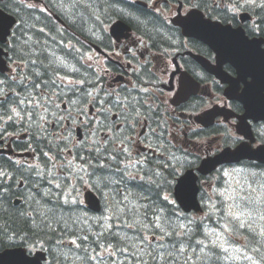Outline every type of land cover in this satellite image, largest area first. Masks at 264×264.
Listing matches in <instances>:
<instances>
[{"label":"flooded vegetation","instance_id":"1","mask_svg":"<svg viewBox=\"0 0 264 264\" xmlns=\"http://www.w3.org/2000/svg\"><path fill=\"white\" fill-rule=\"evenodd\" d=\"M150 1L154 0H114V5H116L117 8L114 11L109 10L111 15H115L114 19L126 20L133 29L132 37H124L120 40H114L108 35L109 33L105 25L107 11L100 12L101 16L104 18L101 19L102 24L100 26L99 43L103 50L113 54L112 58H110L116 61V63H114V61L111 62L112 66L109 65L106 67L105 73L107 76L116 74L118 78L122 79L120 82L113 81L109 85L111 87H116L118 90L131 85L132 97H137L138 99L142 97L146 99L148 103L152 104V111L148 113V119H152L155 116L156 119L160 120L168 116L169 103H172V100L180 88H182V86L186 87V89L192 87V82L187 78V74H189L195 81L200 83L199 91L191 95L187 101L179 103V105L171 104L172 112H170V114L173 113L179 118L184 117L186 119H192L194 115L213 106H218L219 108L217 111L220 115L215 119L216 129L212 136L217 139L223 138L225 130L227 129L236 136H242L243 142L248 141L252 143L253 147L264 144V119H246L247 123L251 125L254 139L239 134L237 131V124L246 113L244 104L238 99L227 97L225 91L228 84L219 81L201 62L190 55L192 53L198 54L210 61L212 65H217V53L203 41L194 37L185 36L182 31L181 33H178L179 31L177 30L175 32L170 31V36L166 35L164 32H161V35L154 34L150 30L153 22L149 14L152 13H141V10H138L139 8L148 10L146 3ZM160 1L166 3V5L174 6L181 16L187 15L189 10L198 8L205 13L206 17L220 20L225 24H232L234 27L243 26L250 38L258 37L261 40L260 49L264 50V10L258 7H244L242 6L243 0ZM41 3L40 6L48 10L51 9L45 3ZM194 5H198V7H194ZM137 12H140V14ZM246 14L249 15L248 18ZM243 18L247 19L244 21ZM141 22L144 23L142 24ZM143 27L147 29L145 36L142 34ZM133 54H135V58ZM254 63L264 64L263 51L259 52ZM223 69L227 71L233 79H237L238 71L231 63H224ZM140 71H142V73L137 75L136 79L141 82L142 87L146 86V88L150 90V93H152L150 96H144V94L139 91L140 87L134 84V75ZM85 76H88V73ZM251 81V75L241 78L238 83L239 90H242L246 83ZM7 92V85L5 83L0 84V171H4L9 175L11 171L18 168L22 177H25L26 169L24 164L29 165L35 163L38 161V158L37 160L36 157L34 159H28L26 157H20L19 155L29 152H33V154L36 155L40 154V156L43 154L37 151L39 148L35 147L34 141L23 131L25 125L24 119H18L13 122L11 127L12 130L16 128V131L11 132L9 130L10 116L8 105L10 99L7 97ZM57 96V98H51L53 102L52 106L48 111L46 110L48 112V117L46 121H43L39 126L40 131L38 132L37 138L40 140L41 137L43 139L51 138L55 142L59 141V149L64 147L62 141H65L67 143L66 156L50 151V153H54L55 160L53 164H55V168H53V164L47 165L46 168L43 169V172H40L43 173V175L35 176V186L40 185L41 188L50 187L56 192H60L62 202H64L63 197L67 196L69 203L66 204V209L70 214H98L90 210L87 206L86 193L89 189H92L98 195L102 203V209H105V200L103 198L104 184L119 185L120 188L118 190L120 192H126V187L121 186L130 184L132 189L135 188V182L123 177L106 179L107 169L104 161L107 159L108 154L112 155V150L107 149L106 151L105 147L100 146L101 153L99 155L91 150L93 148V142H91L89 138L95 139L100 133L106 135L104 119H97L96 117L97 114H101L100 109L102 107L105 108V105L96 103V101L102 98L94 100V98H88L87 95H84V98L80 99H59L61 96ZM262 96L264 97V92ZM103 100L104 103L107 101L106 99ZM18 101L19 100H15L13 103L19 104ZM73 101H75V103H73ZM56 105H59V108H57ZM96 106L99 107V109H96ZM154 106H156V108H154ZM86 107L89 115L92 117L94 116V118H88ZM14 109L19 111L22 116L24 115V108L20 107L17 109V107H15ZM140 111H145V109ZM117 115H119V113L116 111L112 116V120L116 121V127L119 128L124 120L123 117L119 115L122 121L121 123L119 121L117 122ZM102 116L104 117V115ZM13 117H15L14 113ZM61 117H63L62 121L60 119ZM97 121H102L103 125L97 123ZM78 129H80L83 134L86 133L88 135V139L83 145H78V143L74 141V137L78 134ZM41 132H43L42 136ZM130 135L133 136V133ZM133 139L135 142L138 138L135 136ZM179 139L180 137L176 136V141H179ZM141 141L142 140H140V142ZM228 143L231 146L240 144H233L230 141H228ZM6 147L14 149V153L11 154L13 157L11 158L18 162L13 161L10 155L5 153ZM129 150L133 152L129 157L133 165H139L136 164V161H142L144 165L149 157L158 158L155 152L151 154L145 152V155H141L138 148H129ZM48 152L49 151H46L45 153ZM175 155L176 153L173 152V156L178 159ZM81 157H83V159ZM145 157L147 159L142 160V158ZM101 164L105 166L103 169L99 167ZM241 166L245 169L248 178L264 176V163L245 160L241 163ZM81 167L85 169L84 172L80 171ZM56 177H58V179H56ZM0 180H3L0 191H2V188L17 186V181L15 180L4 179L3 177H0ZM98 181L100 182L99 188L97 187ZM22 183L19 190L21 191L20 195L29 190V187H26V185L30 184L31 181L25 180L24 178ZM58 183L64 185L61 186L62 192L61 189L55 187V184ZM100 189H102V191ZM134 191L136 192V190ZM17 197H19L18 194L13 198V203L14 199ZM20 198L23 199V196ZM73 199L77 201L76 204L71 203ZM39 202H43V200L40 199ZM113 202L110 200L111 204L107 207L108 214L114 212L112 207Z\"/></svg>","mask_w":264,"mask_h":264},{"label":"trees","instance_id":"2","mask_svg":"<svg viewBox=\"0 0 264 264\" xmlns=\"http://www.w3.org/2000/svg\"><path fill=\"white\" fill-rule=\"evenodd\" d=\"M114 0H57L56 2L59 5H63L65 11L69 14V16L73 20V24L78 31L83 32H99L100 27L99 23L94 17V14H98L100 12L110 13V11H114L117 6L114 5ZM0 5L6 10L15 13L21 21L20 25H24L26 28L20 30L17 28V33H32L30 36L38 35L45 36L43 33L39 32L38 26L40 24L45 23L46 19L50 20L48 17L36 12L35 10L29 11L27 10L25 4L17 1V0H0ZM69 7L70 11L66 10V7ZM110 10V11H109ZM141 13H147L148 10L138 9ZM24 11V12H23ZM138 13V12H137ZM140 14V13H138ZM26 17V18H25ZM154 20L153 24L150 27V30L156 34L161 35V27L162 22L153 15ZM51 21V20H50ZM143 21V19H142ZM142 24L144 22H141ZM46 25V24H44ZM47 27V25H46ZM264 27V26H263ZM148 28V27H147ZM50 34H61V30L58 27L51 26L48 27ZM29 36V35H28ZM43 38L29 39L25 40L14 39L13 43L18 44L19 48L17 51H20L21 54H15V57H21L27 61L31 62V65L23 72V78L18 81H10L11 84H14L15 89L17 91H21L26 94V100L29 96L32 95L34 91L39 92L40 89H46L49 91L52 89L55 84V77L53 76V72L58 70L59 64L54 61V56L56 54H52L53 51H57V45H49L46 46L41 40ZM59 51H63L66 54V57L71 60H67L71 65L73 64L72 59L75 60L78 56L71 54V51L68 52L66 48H58ZM59 59H62L61 55H57ZM78 62V66L83 68L80 64V59L75 60ZM47 82V84H45ZM56 83V81H55ZM35 85H40L39 88H35ZM23 87H25L23 89ZM31 94V95H30ZM75 97V96H74ZM12 106L13 104L9 103V116L12 115ZM27 110L29 113H32V117L37 119V123L39 124V119L36 113H45L44 111L36 108L34 106L28 107ZM28 118L25 117V120ZM14 120L11 121L13 123ZM25 128L27 127V122L24 123ZM29 127L28 129H30ZM31 134L30 137L35 143V147H38L41 154H43L42 162L45 165H48V161L44 160V153L46 151L54 152L53 147H55V141L51 138L41 140L37 138L38 132L34 129H30ZM32 171H26V176L20 177L19 173L12 172L11 179L15 180L20 178H25V180H30L31 183L27 184L26 187H29L28 191L23 192L21 195V191L17 190L14 187L8 188V191L0 196V236L4 233H14L17 234L16 239L13 241L4 240L2 244H0V250L16 245H24V246H40V243H43L44 246L52 248L50 245L51 242H54L56 238L67 234L68 232L74 233V229H80L83 225H80V220L78 219L79 214H70L66 209V204L61 200L60 192H56L54 189L47 187L44 188L39 185L35 186L34 179L36 175V171L34 168H31ZM22 176V175H21ZM105 178H113L109 175H106ZM47 185V184H44ZM112 189V188H110ZM162 188L153 187L151 192L148 191L149 196L152 198L151 201V210L156 213L157 209H163V206L169 208L171 212L172 204L166 202L161 197ZM1 190V188H0ZM115 195H118L117 192L113 190ZM139 199L142 201L143 197H147L143 191H137ZM18 194L20 197L23 196L24 201L19 206H15L13 204V198ZM42 199L43 202H39ZM148 202V201H147ZM143 209H145V202L141 204ZM51 209V212L47 210ZM43 212L47 215L48 219H43L40 213ZM31 214V215H28ZM207 214H213L210 210H208ZM139 216V215H138ZM61 217L63 219L61 220ZM144 217V214H142ZM173 221V220H172ZM65 223L67 227H65ZM77 226V227H76ZM199 226V225H198ZM198 229L202 231V227L199 226ZM96 231L86 230V234L90 237V240L86 242L91 244L95 241L97 236L95 235ZM111 233V232H109ZM121 238V237H120ZM122 239V238H121ZM185 244L187 246L188 238L185 237ZM192 248H194L193 244H195L196 239L192 237L191 239ZM81 248L84 247V243L80 240ZM85 262H89L88 258L83 259ZM175 264H183V262H179L176 260Z\"/></svg>","mask_w":264,"mask_h":264},{"label":"snow or ice","instance_id":"3","mask_svg":"<svg viewBox=\"0 0 264 264\" xmlns=\"http://www.w3.org/2000/svg\"><path fill=\"white\" fill-rule=\"evenodd\" d=\"M244 7H258L261 10H264V0H243V5ZM194 7H198V5H194ZM123 11V10H121ZM195 19L189 18L186 23H196ZM127 50V49H126ZM134 58H135V54ZM147 63V62H146ZM76 71V70H74ZM61 83L57 85V87H68L72 89L73 91H78V86L85 84L84 80H78V81H73L70 79H66L61 77L60 78ZM99 82V77L97 76V83ZM3 81H0V84H2ZM55 84V81H53ZM47 84V82H45ZM35 88H39L40 85H35ZM136 87V86H134ZM99 90H97L98 92ZM139 91L144 94V96H150L152 93H150V90L148 88H140ZM88 97H92L93 93L92 92H87L85 93ZM31 95V94H30ZM108 96H112L113 93H106ZM40 97L43 100H46L49 105H52V99L50 96H48L45 93H40ZM91 102V101H90ZM18 103L20 105H23L25 103L24 100H19ZM28 103H32L31 100L28 101ZM75 103V101H73ZM96 103H99L101 105L104 104V100H98ZM41 102L40 100L35 101V107L39 108L41 107ZM114 107H117L120 109L121 112L124 113L123 115V120L124 123L127 125V127L132 131L135 132V128L137 124H141V127L145 128V137L147 138L149 136L148 129L151 128V126L147 123H142L143 120H147L148 118V113L152 111V104L148 103L146 99L137 98V97H131L129 100L127 97L124 98H117L113 104ZM57 108H59V105H56ZM140 108H144L145 111L142 113L140 111ZM11 111L14 113L15 117L17 119H24L27 117L29 120L32 119V113H29L27 110L24 111V115L22 116L19 111L16 109H11ZM101 115H104L106 113L110 112L109 108H104L102 107L100 109ZM37 117L41 121H46V117L42 113H36ZM10 120L13 119L12 116L9 117ZM61 121L63 120V117L60 118ZM121 117L117 115V120H120ZM97 123L103 125L102 121H97ZM157 124H159V121H157ZM121 131H123V125H121ZM98 131V130H97ZM151 133L155 134V129H151ZM162 135V134H161ZM225 141H230L231 143H243V137L242 136H236L235 134L231 133L229 130H225L224 137ZM67 139V138H64ZM108 141H110L112 144H116L117 141H119L120 147L118 148H113L112 151H116L118 154H124L128 157L131 156V152L128 147H125L124 145H131L134 143L133 139L131 136H118V135H111L108 136L107 141L104 144L105 150L107 151V148L109 147ZM83 143V141L81 142ZM245 147H248L247 144L244 145ZM157 147H163L162 145H157ZM92 151H95L98 155L101 153V147L100 143L98 141L93 142V148L91 149ZM165 153L167 152V149H164ZM45 155H47L45 153ZM188 155H192L189 153ZM83 159V157H81ZM109 160H116V156L108 155ZM147 158H142V160H146ZM199 159V156H196L195 159H187L185 158L184 160H180L175 158L174 156L169 158V156L165 155L162 159V161L157 165V167L154 168H149L147 169V177L145 176H140L136 177L131 174H129L130 179H137L139 178L140 180L146 181V184L144 185L146 190L151 192L152 188H162L164 186H170V181L168 180V176H171L173 179H175L178 175H180L178 168L179 167H184L185 164L188 165L189 167L192 165H195L196 160ZM175 160V163L173 161ZM131 163V162H130ZM136 164H139L143 167L142 161H136ZM63 166V165H61ZM71 166V165H69ZM132 167H135V165H131ZM29 167H38V166H33L29 165ZM101 169H103L105 166L103 164L99 165ZM129 165H125V169H127ZM53 168H55V164H53ZM160 169H164V171H161ZM81 172H84L85 169L83 167L80 168ZM224 176H228L229 173L226 171L221 170ZM165 172L167 175H165ZM37 175H43V173H37ZM255 175V174H252ZM0 177H3L4 179H10V176L8 173L4 171H0ZM58 179V177H56ZM188 180V176H184L180 180V186L181 188L183 185L186 183ZM162 182V183H161ZM54 183V180H53ZM3 185V180H0V187ZM100 182H97V187L99 188ZM107 184H104V187H107ZM55 187L57 189H61L60 184H55ZM260 189L261 191L253 196V193H256V189L252 188L251 183L246 181V187L245 185H240V190L238 191L236 188L229 187L225 189L224 191L220 192V196L223 197V200L221 201L222 206L225 208V216L224 219L227 221L223 228L225 232H230L232 231L231 228H229V224L232 222H235L233 227H244L245 224L247 223L245 217L247 216L248 219L251 218L252 211H253V206L255 205H261L264 204V183L260 184ZM102 191V189H100ZM8 191V188H2V191H0V196H2L4 193ZM180 189H178V194H179ZM62 192V189H61ZM64 203L67 204L69 203V199L67 196L63 197ZM165 200H167V197H164ZM71 203L76 204L77 201L73 199ZM123 205V207H122ZM173 205V210L170 212L171 217H175L177 214L174 211V206H175V201H172ZM112 207L114 209V215L116 214H127V212H131V209H128V197H124L123 200L121 201H114L112 203ZM146 207V205H144ZM213 211H216L215 206L213 205ZM48 212H51V209L47 210ZM31 215V214H28ZM40 215L42 216L43 219H48L47 215L45 213L41 212ZM132 215L135 219V217L138 215V212H132ZM169 215H166L164 213L163 209H157L156 214L152 217V222L148 224H144L141 221H135L134 224L127 225L128 227H138L141 229L142 234L139 238V244L143 246V250L140 253V256L137 257L136 253H132L133 259L142 261V264H148V261L144 259L145 256H148L151 258V260L154 262V264H175L176 260L179 259L178 256H176V253L179 252L181 255L188 249H191L193 253H195V248H192L191 245V239L192 235L195 233V229L191 226L192 221H189L187 225L184 224H177L174 223L170 219ZM118 218V216H117ZM260 218L264 220V211H261L260 213ZM63 217H61V220ZM102 219L106 220H112L113 217H104ZM249 228H251V225H247ZM65 227H67V224L65 223ZM152 231L153 235H155V232H159L160 235L156 237L157 240L164 241L166 238L172 239L173 243L169 246L166 243H156L154 245L153 239L149 237L146 234L148 231ZM214 233H209V235H212ZM261 235H264V230H262ZM17 234L14 233H4L2 236H0V244L4 242L5 239L8 241H13L16 239ZM104 236V233L101 232L99 236H97V245L100 248H105V245L103 243H100V238ZM188 238V243L187 246L185 245V240L184 238ZM83 241H87L88 237L84 236L81 238ZM71 243L73 245H76L77 248H80L81 245L76 243V240H72ZM177 243L180 244L179 249H177L176 245ZM209 244L213 246L220 247L224 252H227L228 249L224 248L223 245H217L216 241H209ZM196 245L200 247L201 251H204V248L208 247V245L205 244L204 240H199L196 241ZM135 247V245H134ZM169 247L172 249L169 251ZM148 249H151V251H148ZM164 249L165 251L162 253L159 250ZM87 251V249H85ZM92 251H95V249H92ZM106 251L110 253L111 256L115 255V252L111 250V245H109L106 248ZM121 251H128L127 248L122 249ZM104 253H98L97 255H92L89 256L88 259L91 261H96L98 257L102 258ZM246 260H252V257L249 256H244L243 257ZM196 259L200 261V264H211L213 260H218L220 257L216 255L214 252L209 251L208 254L202 256L197 255ZM192 260V257H186L184 259L183 264H189V262ZM123 264V262H121ZM252 264H264V253L261 254L260 260H252Z\"/></svg>","mask_w":264,"mask_h":264},{"label":"water","instance_id":"4","mask_svg":"<svg viewBox=\"0 0 264 264\" xmlns=\"http://www.w3.org/2000/svg\"><path fill=\"white\" fill-rule=\"evenodd\" d=\"M14 23H15V18L4 13L0 9V39L1 40L5 41L7 35L10 34L11 27L14 25ZM194 34H197V32H194ZM225 35L227 34L225 33ZM203 38L206 41L211 42L209 35L206 38L203 36ZM227 38L232 40L231 43H229ZM227 38L224 39L223 43L233 44V46L230 47V49H224L223 53L227 54L230 59L243 60L245 56L244 53L245 45L243 41L241 39L234 40L233 38H231L230 35ZM3 53H4L3 49L0 48V70L4 72L8 69V67L5 59L3 58ZM247 157L264 161V150H249L246 149L245 147H240L236 149L234 152L227 150L223 154L219 155L217 158L205 160L202 166L200 167V170L203 173H208L212 171L214 168H216V166L219 163L239 161L242 158H247ZM184 176H188V180L181 188L180 180ZM184 176L179 180V183L176 187L177 198L179 199L182 206L187 211L191 209L199 210L200 205L197 199V195L199 191V188L197 186V176L192 170L188 171ZM178 189H180L179 194H178ZM88 202L91 208L95 210L100 209L98 199L93 193H90L88 195ZM44 259H45L44 253L38 252L36 253L35 256H30L27 254V250L21 247L9 248L4 250L3 252H0V264H44L42 262V260Z\"/></svg>","mask_w":264,"mask_h":264},{"label":"rangeland","instance_id":"5","mask_svg":"<svg viewBox=\"0 0 264 264\" xmlns=\"http://www.w3.org/2000/svg\"><path fill=\"white\" fill-rule=\"evenodd\" d=\"M67 11H70L69 7L65 6ZM54 56V61H56L57 63L61 62V59H59L57 57V55H53ZM91 57L96 61H100L97 59L96 55H91ZM14 68V66H13ZM239 169L238 168H234V169H228V173H229V177L231 174L238 172ZM242 179H239L237 181H233L232 185L233 188H236L238 191L240 190V185H245L243 182H241ZM215 180H210L204 183V187H205V195L206 197L209 198V193H212V196L214 195L213 191L211 190L214 186H215ZM237 186V187H236ZM246 187V186H245ZM256 189H260V186H256L253 187ZM261 191V189H260ZM146 210L143 208H137L135 212H138V217L137 220L141 221L144 219V217H142L143 213H139L140 211H144ZM261 211H264V204L261 205H255L253 207V211H252V215L251 218L249 219V222L252 223L255 227H259L260 232H262V230H264V220H262L260 218V213ZM258 212V214L256 213ZM121 215L122 214H103V215H96V214H87V216L84 214L83 216H81L80 214L77 216L78 219L80 220L79 223H81L80 225H85L89 228V231L92 230L93 226L95 223L99 224L101 227V232L105 233L107 232V229L109 228H113L114 233H117V235L122 236V237H127L129 239H131L133 242H135L134 245H137V243H139V238L137 237V234H135L134 232H131V228H127V227H121L122 224L124 223H120L121 221ZM125 215V214H124ZM113 217L112 220H106V219H102L104 217ZM118 216V218H117ZM198 214H193V216L186 218V222H183L184 225H187V221H191L193 219H197L198 218ZM146 219L143 220L144 224H147ZM77 227V226H76ZM104 228V230L102 229ZM76 232L78 231V229H74ZM94 230V229H93ZM212 237L213 240L217 242V245H223L224 248H227L228 251L225 252L226 256L222 257L223 263L224 261H226L229 264H252V260H260V256L256 253L254 256L256 257H252V255L249 254V251L242 249V245H240V247L235 248L232 243L231 240L229 238V235L227 232L224 231V229L222 228H218V230H213L212 231ZM88 239H90V237H88ZM111 245H113V243H110ZM236 244V243H235ZM220 248V247H218ZM112 250V249H111ZM222 252H224L222 250ZM100 253H104V255H106L107 258H109L111 255L108 251L106 250H100ZM103 255V256H104ZM244 256H249L252 257V260H246L243 257ZM230 260V261H229ZM229 261V262H228ZM100 264V263H99Z\"/></svg>","mask_w":264,"mask_h":264},{"label":"bare ground","instance_id":"6","mask_svg":"<svg viewBox=\"0 0 264 264\" xmlns=\"http://www.w3.org/2000/svg\"><path fill=\"white\" fill-rule=\"evenodd\" d=\"M26 18V17H25Z\"/></svg>","mask_w":264,"mask_h":264}]
</instances>
